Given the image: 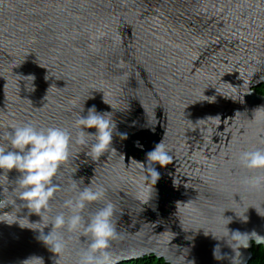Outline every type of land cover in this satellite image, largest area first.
I'll return each instance as SVG.
<instances>
[{
  "label": "water",
  "instance_id": "water-1",
  "mask_svg": "<svg viewBox=\"0 0 264 264\" xmlns=\"http://www.w3.org/2000/svg\"><path fill=\"white\" fill-rule=\"evenodd\" d=\"M262 84L264 0H0V133L31 121L75 137L82 105L81 115L92 105L111 112L128 133L114 134L117 152L99 159L72 145L45 214H72L63 206L75 199L72 179L104 185L118 232L111 264H249L251 249L264 248L255 242L264 237V187L244 186L256 173L238 163L241 151L264 146ZM162 139L173 161L155 165L152 191L141 163ZM104 202L86 205L84 218ZM0 221L11 222L7 213ZM236 232L249 235L248 247ZM63 234L57 259L37 232L0 222V264H76L85 238Z\"/></svg>",
  "mask_w": 264,
  "mask_h": 264
},
{
  "label": "clouds",
  "instance_id": "clouds-1",
  "mask_svg": "<svg viewBox=\"0 0 264 264\" xmlns=\"http://www.w3.org/2000/svg\"><path fill=\"white\" fill-rule=\"evenodd\" d=\"M84 111L82 105L76 116L75 137L65 128L37 127L31 121L11 124L0 133V176L9 182L6 187L0 186V214L7 213L11 221L0 222L8 225L15 223L21 228L37 232V239L57 259L67 247L63 232L80 230L87 246L80 253L76 264H111L110 243L118 232L113 220L115 205L105 200L107 189L104 185H92L90 182L84 185L83 177L79 179V184L72 179L70 189L76 190L75 199L69 198L63 202V206L70 209L72 214L66 217L61 211L50 218L45 215L51 211L53 197L59 190L56 177L68 161L72 145L87 148L89 157L99 159L109 151L117 152L112 146L114 134L121 140L128 138L127 132L118 130L111 112L97 111L95 105L87 108L86 115H81ZM135 146L143 147L139 141L135 142ZM145 155L147 163L141 165H146V171L150 172V177L146 176L145 179H151L153 191V185L160 178L155 165L163 168L172 163L173 157L163 139ZM238 163L248 172L256 173L242 178L244 186L253 189L264 187V146L241 151ZM13 170L17 176L10 181L8 174ZM99 201H105L103 206L85 219L82 212L86 205ZM25 209L27 212L21 214ZM30 215L38 216L39 220L30 221ZM49 226L50 230L45 233L44 229ZM241 236L247 237L243 247H248L249 235ZM255 237L257 244H264V237ZM22 264H44V261L41 257L31 256L23 260Z\"/></svg>",
  "mask_w": 264,
  "mask_h": 264
},
{
  "label": "trees",
  "instance_id": "trees-1",
  "mask_svg": "<svg viewBox=\"0 0 264 264\" xmlns=\"http://www.w3.org/2000/svg\"><path fill=\"white\" fill-rule=\"evenodd\" d=\"M255 91L256 93L264 96V84L255 88ZM251 252L252 260L249 262V264H264V248L262 246H259L258 248L253 247ZM119 264H165V262L154 257H145L128 262H120Z\"/></svg>",
  "mask_w": 264,
  "mask_h": 264
}]
</instances>
